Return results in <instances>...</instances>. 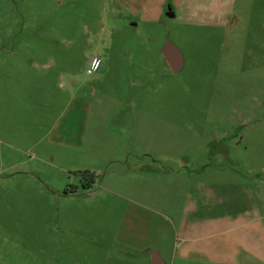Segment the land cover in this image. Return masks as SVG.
Returning a JSON list of instances; mask_svg holds the SVG:
<instances>
[{"label": "rangeland", "instance_id": "obj_1", "mask_svg": "<svg viewBox=\"0 0 264 264\" xmlns=\"http://www.w3.org/2000/svg\"><path fill=\"white\" fill-rule=\"evenodd\" d=\"M0 155V264H264V0H0Z\"/></svg>", "mask_w": 264, "mask_h": 264}, {"label": "crops", "instance_id": "obj_2", "mask_svg": "<svg viewBox=\"0 0 264 264\" xmlns=\"http://www.w3.org/2000/svg\"><path fill=\"white\" fill-rule=\"evenodd\" d=\"M3 156L0 155V159H2ZM18 173H22L25 170L17 169ZM6 170L4 167H0V189L5 191L1 187V185H9L10 178L6 176ZM198 230H200V224L195 225V229L192 230V232L195 234V237L185 238L182 242L178 243V246L180 247L179 251H176L174 253V256L172 254L170 256L166 255L165 253H160L155 251L152 256L146 258V256H141L143 258V261L138 264H207V262L212 264H234L232 263V256L227 252L223 250H216L212 253H206L203 249L198 247L197 245H187L186 242H189V239H192L190 241H194L196 239V236L198 235ZM197 234V235H196ZM4 243V240L2 237H0V244ZM122 253H119V258L122 257ZM261 255H259L260 258ZM154 257H156V261L154 262ZM147 259V261H146ZM240 264H243V261L241 258L239 259ZM119 264H122L119 262ZM239 264V263H238Z\"/></svg>", "mask_w": 264, "mask_h": 264}, {"label": "water", "instance_id": "obj_3", "mask_svg": "<svg viewBox=\"0 0 264 264\" xmlns=\"http://www.w3.org/2000/svg\"><path fill=\"white\" fill-rule=\"evenodd\" d=\"M167 15L171 17L175 16V13L172 11L171 7L168 8ZM162 52L167 62L175 72H178L183 68L185 63L183 54L173 42L167 41L162 49ZM156 260V257H154V262Z\"/></svg>", "mask_w": 264, "mask_h": 264}, {"label": "trees", "instance_id": "obj_4", "mask_svg": "<svg viewBox=\"0 0 264 264\" xmlns=\"http://www.w3.org/2000/svg\"><path fill=\"white\" fill-rule=\"evenodd\" d=\"M83 177L87 178L90 180V183L91 184H85L86 187H91L92 186V183L95 181V174L92 173V172H89V171H84L82 173ZM75 191V189H73ZM72 190V191H73Z\"/></svg>", "mask_w": 264, "mask_h": 264}]
</instances>
